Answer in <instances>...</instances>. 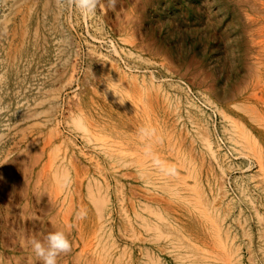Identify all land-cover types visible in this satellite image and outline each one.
I'll return each instance as SVG.
<instances>
[{"label":"rangeland","instance_id":"374dc122","mask_svg":"<svg viewBox=\"0 0 264 264\" xmlns=\"http://www.w3.org/2000/svg\"><path fill=\"white\" fill-rule=\"evenodd\" d=\"M0 136V264H264V0H0Z\"/></svg>","mask_w":264,"mask_h":264},{"label":"clouds","instance_id":"9594fccd","mask_svg":"<svg viewBox=\"0 0 264 264\" xmlns=\"http://www.w3.org/2000/svg\"><path fill=\"white\" fill-rule=\"evenodd\" d=\"M57 6L62 10H74L79 15L87 19L95 16L101 0H56ZM118 0H107V7L115 9ZM79 117H74L73 124ZM0 139H3L0 136ZM65 181H70L69 176H65ZM30 247L34 255L42 264H58V257L67 254L72 249V243L68 235L62 230H56L48 233L42 239L32 238Z\"/></svg>","mask_w":264,"mask_h":264},{"label":"bare ground","instance_id":"6f19581e","mask_svg":"<svg viewBox=\"0 0 264 264\" xmlns=\"http://www.w3.org/2000/svg\"><path fill=\"white\" fill-rule=\"evenodd\" d=\"M118 145H119V144H118ZM121 148H122V147H121ZM140 151H141V150H140ZM173 151H174V150H173ZM173 151H172V152H173ZM134 153H135V151H134ZM158 154H159V153H158ZM159 155H160V154H159ZM162 156H163V155H162ZM165 156H166V155H165ZM171 157H172V156H171ZM173 159H174V158H173ZM176 161H177V160H176ZM163 162H165V161H163ZM178 164H179V161H178ZM177 166H180V165H177ZM167 167H168V166H167ZM173 172H174V171H173ZM175 173H176V172H175ZM176 176H178V175H176ZM176 176H175V177H176ZM179 176H180V175H179ZM181 178H182V177H181Z\"/></svg>","mask_w":264,"mask_h":264}]
</instances>
